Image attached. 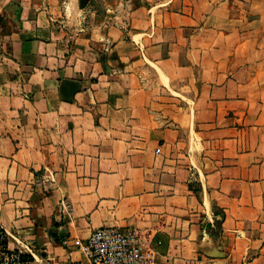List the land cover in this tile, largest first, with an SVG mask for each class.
Instances as JSON below:
<instances>
[{"label":"crops","instance_id":"1","mask_svg":"<svg viewBox=\"0 0 264 264\" xmlns=\"http://www.w3.org/2000/svg\"><path fill=\"white\" fill-rule=\"evenodd\" d=\"M0 0V228L24 264L134 229L151 264H264V0Z\"/></svg>","mask_w":264,"mask_h":264},{"label":"built area","instance_id":"2","mask_svg":"<svg viewBox=\"0 0 264 264\" xmlns=\"http://www.w3.org/2000/svg\"><path fill=\"white\" fill-rule=\"evenodd\" d=\"M85 264H151L138 232L134 229L102 227L85 240L75 239ZM20 251L7 247V234L0 228V264H24Z\"/></svg>","mask_w":264,"mask_h":264},{"label":"water","instance_id":"3","mask_svg":"<svg viewBox=\"0 0 264 264\" xmlns=\"http://www.w3.org/2000/svg\"><path fill=\"white\" fill-rule=\"evenodd\" d=\"M87 1H88V0H84V1H83V5H84V6L87 4Z\"/></svg>","mask_w":264,"mask_h":264},{"label":"trees","instance_id":"4","mask_svg":"<svg viewBox=\"0 0 264 264\" xmlns=\"http://www.w3.org/2000/svg\"><path fill=\"white\" fill-rule=\"evenodd\" d=\"M24 259H27V257H26V256H24Z\"/></svg>","mask_w":264,"mask_h":264},{"label":"rangeland","instance_id":"5","mask_svg":"<svg viewBox=\"0 0 264 264\" xmlns=\"http://www.w3.org/2000/svg\"><path fill=\"white\" fill-rule=\"evenodd\" d=\"M143 245V244H142ZM144 247V246H143ZM145 248V247H144ZM146 250V249H145ZM147 252V251H146ZM149 256V255H148ZM151 258V257H150Z\"/></svg>","mask_w":264,"mask_h":264}]
</instances>
